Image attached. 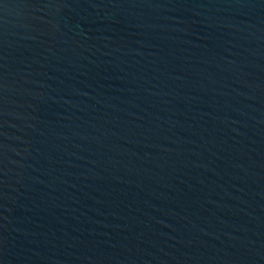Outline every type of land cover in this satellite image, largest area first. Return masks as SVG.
Segmentation results:
<instances>
[{
	"label": "water",
	"instance_id": "1",
	"mask_svg": "<svg viewBox=\"0 0 264 264\" xmlns=\"http://www.w3.org/2000/svg\"><path fill=\"white\" fill-rule=\"evenodd\" d=\"M0 264H264V0H0Z\"/></svg>",
	"mask_w": 264,
	"mask_h": 264
}]
</instances>
